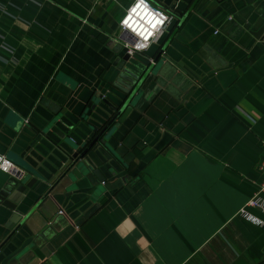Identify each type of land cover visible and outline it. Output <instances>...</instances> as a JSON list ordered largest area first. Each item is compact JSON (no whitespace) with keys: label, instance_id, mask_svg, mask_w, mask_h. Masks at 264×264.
Listing matches in <instances>:
<instances>
[{"label":"crops","instance_id":"1","mask_svg":"<svg viewBox=\"0 0 264 264\" xmlns=\"http://www.w3.org/2000/svg\"><path fill=\"white\" fill-rule=\"evenodd\" d=\"M147 1L170 18L135 62L111 38L133 0H0V155L23 172L0 171V264H264L235 214L264 176V0ZM154 58L62 163L113 114L94 95Z\"/></svg>","mask_w":264,"mask_h":264},{"label":"built area","instance_id":"2","mask_svg":"<svg viewBox=\"0 0 264 264\" xmlns=\"http://www.w3.org/2000/svg\"><path fill=\"white\" fill-rule=\"evenodd\" d=\"M169 18L166 13L151 6L147 0H133L118 21L121 31L130 35L128 39L121 41L125 54L131 56L146 50L162 32ZM148 62L152 63V60L149 59ZM259 168H264V152L259 161ZM0 171L13 177H20L22 174L20 169L2 155H0ZM260 192H264V176L258 184L257 192L248 198L235 214L253 225L264 228V221L252 216L247 210L257 208L264 214V202L258 197ZM57 213L61 214L62 211L57 210Z\"/></svg>","mask_w":264,"mask_h":264},{"label":"water","instance_id":"3","mask_svg":"<svg viewBox=\"0 0 264 264\" xmlns=\"http://www.w3.org/2000/svg\"><path fill=\"white\" fill-rule=\"evenodd\" d=\"M264 31V24L258 29L257 33L261 34ZM253 36H256V34H253ZM130 37V35L124 31H121L120 26H117V28L112 32L111 34V38H117L118 41H122L123 39H128ZM122 46V45H121ZM163 47V46H162ZM159 54L156 55V57ZM134 56L133 55H127L124 52L123 49V56H122V60L128 61V60H133L135 62H137L134 58H132ZM157 59L154 58L152 60V63H142L143 65V69L141 70V73L139 76H137L132 82H130L129 84H127L125 86V88H120L123 93V95L120 97L119 103L117 104H113L110 103L106 98H104L101 94L99 95H94L96 100L95 102L101 101V102H105L109 108L112 110L113 114L110 116V118L106 121V123L104 125H102L97 131L96 128H93L91 131L96 133L92 136H89L87 138H85L84 142L81 143H76L77 145H75L72 149L69 150V152L67 150H63V157L60 158L59 160L63 163V161L65 159H69V158H74L76 157L78 154L80 155L85 154L87 152L88 149H90L100 138V136L104 135V132L117 120L120 121L128 112L129 108H130V104L131 101L133 100V98L137 95L138 90L142 84V82L145 80L146 76L148 74L151 73L152 69L154 68V64L156 63ZM112 85L115 87H118V84H116L115 82H119L118 80H115V82L111 81ZM89 110H86L85 115H89L90 113V107H92L91 102L89 103ZM71 138H69L70 140ZM67 144V143H66ZM68 145V144H67ZM69 146V145H68ZM61 165V164H60ZM60 165L58 166V164L56 166H58V168L60 167ZM21 176L23 175V172L21 171ZM20 177H14L16 179H20Z\"/></svg>","mask_w":264,"mask_h":264},{"label":"rangeland","instance_id":"4","mask_svg":"<svg viewBox=\"0 0 264 264\" xmlns=\"http://www.w3.org/2000/svg\"><path fill=\"white\" fill-rule=\"evenodd\" d=\"M95 100H96V98H95ZM249 210H251V209H249Z\"/></svg>","mask_w":264,"mask_h":264}]
</instances>
